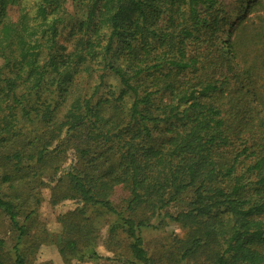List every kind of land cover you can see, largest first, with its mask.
<instances>
[{"label": "trees", "instance_id": "obj_1", "mask_svg": "<svg viewBox=\"0 0 264 264\" xmlns=\"http://www.w3.org/2000/svg\"><path fill=\"white\" fill-rule=\"evenodd\" d=\"M91 1L68 53L60 0H42L35 18L22 0H0V210L19 232L13 264H28L19 217H32L41 186L64 180L63 198L122 222L132 239L122 264H152L142 231L158 226L153 217L196 226L182 240L186 264H264V1ZM120 53L123 65L112 61ZM95 60L121 94L78 96L63 113L75 75ZM52 73L60 103L42 97ZM26 122H38L34 135ZM190 189L188 208L170 214ZM5 247L0 237V264Z\"/></svg>", "mask_w": 264, "mask_h": 264}, {"label": "rangeland", "instance_id": "obj_2", "mask_svg": "<svg viewBox=\"0 0 264 264\" xmlns=\"http://www.w3.org/2000/svg\"><path fill=\"white\" fill-rule=\"evenodd\" d=\"M258 1V0H257ZM264 1V0H262ZM88 2L91 0H60L62 5L60 15L63 22L59 26L60 34L58 42L64 47L65 52H74L76 44L84 38H80L77 34L79 29L78 22L85 21L88 18L89 9ZM42 0H22L21 8L27 11L34 18L38 12V6ZM264 13V7L261 8ZM56 16L52 13L50 19ZM83 31L86 30L83 28ZM106 31V30H105ZM104 31V32H105ZM92 35V32H90ZM96 40L95 34L92 35ZM80 39V40H79ZM105 43V41H103ZM43 51V49H42ZM47 50L44 51L41 61H46ZM71 52V53H72ZM113 55L112 61L115 64H125L127 55L120 53ZM45 58V59H44ZM98 60V58H97ZM97 60L91 61V69L86 71L83 68L74 77V85L71 89L73 92L69 95L68 101L62 105L63 113L70 102L78 96H92V101L96 102L101 97L107 96L110 91H114L116 95H120L123 89L121 80L110 70L102 69L103 65ZM4 60L0 55V69H3ZM6 69V68H5ZM4 70V69H3ZM8 74L10 71L6 70ZM49 83L45 86L48 91L53 90L52 94L43 93L42 97L52 100L53 103H60L59 89L57 88V76L52 73L49 75ZM55 85H52V79ZM72 91V90H71ZM95 93V94H94ZM133 95L125 96V105L129 107L133 102ZM63 113L61 115H63ZM264 115V113H262ZM38 122H26V129L31 135L39 129ZM168 124H159L153 133L156 136L161 135L160 132L165 131ZM256 132V140L259 142L261 134L258 127L254 129ZM72 133L66 138L72 140ZM249 138V136H247ZM247 138V139H248ZM255 139H250L248 144L253 145ZM73 144V141L70 142ZM69 155H74V150H69ZM71 162L70 159L64 160L62 165L67 166ZM45 181L49 182L45 177ZM66 181L57 189H62ZM61 184V183H60ZM54 186L47 184L38 189L41 204L35 208L30 219L24 216L19 217L20 222L25 225L26 234L20 243L21 251L26 257L28 264H122L119 260L122 258H132L131 242L132 239L122 226V222L114 214L108 212L100 206L83 207L76 203V199L63 198L65 192L54 190ZM194 196L193 189L188 190L184 194V200L178 204L172 205L168 211L170 214L187 209L188 202ZM54 199L57 201L54 202ZM153 222L157 223V227H147L142 231L144 237L145 248L152 260V264H186L187 259L182 256V240L188 239L192 234L195 225H183L174 222L171 218L165 217L164 221H159L153 217ZM196 227V226H195ZM18 230L13 228L10 219L0 210V237L6 240L5 263L13 264L14 262V244L18 239ZM75 241L76 250H72L68 242ZM198 264H208L203 258ZM139 264V263H136ZM192 264V263H190Z\"/></svg>", "mask_w": 264, "mask_h": 264}]
</instances>
